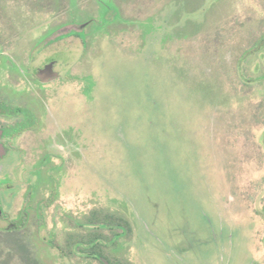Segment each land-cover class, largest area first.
Returning <instances> with one entry per match:
<instances>
[{
    "label": "rangeland",
    "instance_id": "1",
    "mask_svg": "<svg viewBox=\"0 0 264 264\" xmlns=\"http://www.w3.org/2000/svg\"><path fill=\"white\" fill-rule=\"evenodd\" d=\"M57 48L60 92L30 96L73 129L0 167V264H102L93 233L106 263L264 264V0H0L1 93Z\"/></svg>",
    "mask_w": 264,
    "mask_h": 264
},
{
    "label": "flooded vegetation",
    "instance_id": "2",
    "mask_svg": "<svg viewBox=\"0 0 264 264\" xmlns=\"http://www.w3.org/2000/svg\"><path fill=\"white\" fill-rule=\"evenodd\" d=\"M67 27L70 29L71 25L68 24L67 26H64L63 28ZM67 29V30H68ZM72 31H67V33L60 34L59 28L56 29L54 32V37L52 40L58 39L60 36H64L66 34H71ZM76 36H78V32L75 33ZM57 41V40H56ZM4 47H8L6 45H3ZM27 47V45H25ZM31 45H28V52L29 48ZM43 46V44H42ZM25 49V48H24ZM58 50L55 49L53 51H50V53L47 54H42L40 56L39 60L40 63L38 65H32L33 61L37 59V56L34 55L35 52L41 53L42 51H35L31 54V57L25 56L26 61L30 62V65L23 69H17L14 68L12 71L17 72L20 75H23L26 80H29V76L32 79V81H36L38 84H41L45 87L50 86L52 90L55 92V89L57 90L55 93V97H57V94L60 92V86L58 83L54 84L53 86L52 83L58 82L63 76V71L64 68L60 65L61 63H70L71 61H64L61 59H55V58H49L48 56H52V54L55 53V51ZM5 53V52H4ZM46 56V57H44ZM5 56H0V59ZM22 58H24L22 56ZM50 66L49 69L52 70V72H57V75H45L40 72L42 69L45 67ZM40 87L34 84V82L30 81V85L21 87L19 89L15 88H10L8 92L6 93H1L0 92V167H2V170L4 168V171L9 173L10 175H13L15 173V169L18 168V164H20V160H26L30 157V155L35 152H39L40 149L43 152H46V148L53 150L55 149L57 153H61L64 151V148L61 147L60 144H58L57 141L54 140L52 143H47V144H42L40 143V139H42V136L40 134L42 133V129L39 127L42 126V124L47 125L49 122L53 123V128L57 126H63L65 127L66 125L68 128L73 129V119H68L65 121V119H60L57 110L50 109L51 113L53 114L54 119H50L49 114H44L43 106L42 104L35 103L33 102V99L31 98L30 95H39L40 94ZM54 97V98H55ZM22 100L23 105H13L11 101L14 100ZM55 102V101H54ZM48 116L49 119L46 118ZM58 128V127H57ZM37 136L35 140L30 139L32 136ZM45 135V134H44ZM55 137V136H54ZM17 138H20L19 145H16ZM10 159V162L8 164L5 163V166L1 164L4 159ZM58 161V164L60 163L59 157L54 156V155H49L44 157L40 163L36 164L33 167V170H35L38 174H40V169L43 166L47 165H53L51 162L52 161ZM27 168V167H26ZM52 168V166H50ZM40 170V171H39ZM21 171H19L20 174ZM7 185V184H3ZM11 188V190H15L11 187V185L8 186ZM0 189L1 185H0ZM4 190H8L6 187H4ZM2 195V192H0V196ZM51 202V199L46 203V205H49ZM1 206V203H0ZM40 209V208H39ZM39 216L41 217L40 212L38 213ZM3 211L0 207V217H2ZM26 217L23 216L21 218V222L19 226H21L23 223H25ZM17 224L11 223L7 228V232H10L11 230H14V228L19 227ZM92 254V253H91ZM102 259V257H99Z\"/></svg>",
    "mask_w": 264,
    "mask_h": 264
},
{
    "label": "trees",
    "instance_id": "3",
    "mask_svg": "<svg viewBox=\"0 0 264 264\" xmlns=\"http://www.w3.org/2000/svg\"><path fill=\"white\" fill-rule=\"evenodd\" d=\"M94 214L97 217V212H94ZM99 216L100 218L98 219H100V221L92 222L93 224L96 223L98 225L110 227V228H113L116 225H119V226L128 225L127 222L123 218L115 217L110 213L100 214ZM111 230L113 231V229ZM115 236H118V233L115 234ZM101 240L102 239H101L100 234H97V233L90 234L86 237L83 235H79L75 239L78 248L82 249L83 251H88L92 253L94 255L93 258L98 259V260L100 259L99 257L104 256V253L102 252V247H101V244H102ZM81 243L82 244L87 243L88 246H82ZM100 261L102 264H121L117 261L107 260L109 263H106L102 259H100Z\"/></svg>",
    "mask_w": 264,
    "mask_h": 264
},
{
    "label": "water",
    "instance_id": "4",
    "mask_svg": "<svg viewBox=\"0 0 264 264\" xmlns=\"http://www.w3.org/2000/svg\"><path fill=\"white\" fill-rule=\"evenodd\" d=\"M50 68V66H47V67H45L44 69H42L41 70V72H40V75H41V73H43V74H45V75H57V72H52V70L51 69H49ZM0 133H1V131H0Z\"/></svg>",
    "mask_w": 264,
    "mask_h": 264
}]
</instances>
